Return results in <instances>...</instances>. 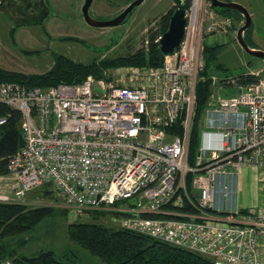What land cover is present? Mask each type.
<instances>
[{
	"label": "built area",
	"instance_id": "obj_1",
	"mask_svg": "<svg viewBox=\"0 0 264 264\" xmlns=\"http://www.w3.org/2000/svg\"><path fill=\"white\" fill-rule=\"evenodd\" d=\"M185 18L179 47L161 67L132 68L130 84L93 76L50 88L0 83V128L17 111L24 140L7 163L8 173L0 175V203H23L34 189L50 186L76 217L108 213L118 229L213 264H264V69L247 87L227 79L240 89L235 96L210 97L191 162L205 46L226 40L217 29L230 20L211 0H191ZM211 78L222 91L219 79ZM226 167L259 172L262 199L256 208L212 215L223 211L215 204L214 185ZM121 201L130 205L117 206Z\"/></svg>",
	"mask_w": 264,
	"mask_h": 264
},
{
	"label": "rangeland",
	"instance_id": "obj_2",
	"mask_svg": "<svg viewBox=\"0 0 264 264\" xmlns=\"http://www.w3.org/2000/svg\"><path fill=\"white\" fill-rule=\"evenodd\" d=\"M85 1L47 0L51 11L50 18L39 24L16 26L8 13L0 12V68L24 74H43L54 66L59 55L76 62L90 63L95 59L132 54L149 47L148 41L160 31L162 17L177 5L176 0H146L134 10L124 24L100 29L89 26L84 20L82 9ZM233 3L240 4L250 13L253 46L264 51V0H238ZM129 5L128 0H97L90 14L95 20L109 21ZM235 23V27L241 25L237 21ZM234 25L231 22L230 26L220 23L217 29L219 37L221 35L227 37L221 42L225 47L217 58V62L223 65L224 69L213 73L220 84L223 82L222 79L233 77L232 79L236 80L234 78L240 75H256L264 69V59L250 55L238 43L236 30L232 28ZM60 38H77L85 41L86 44ZM159 38L157 36V42ZM209 44L213 43L209 41ZM132 68L138 67L106 70L103 78L111 84H130L133 82ZM228 85L225 81L224 89L219 91L212 83L210 97L219 95L230 98L239 92L238 87ZM195 159L196 156L193 160ZM46 190L51 191V194H47ZM23 204L28 208H51L53 213L39 222L30 232L7 239L5 241L7 247L26 256L41 251H53L60 260H74L73 255H75L77 264H104L100 258L71 242L68 230L70 224L78 222H95L108 228L118 229L112 224L108 213L98 212V215L84 213L76 217L72 210L64 205L56 191L49 186L34 189L26 196ZM129 205V201L117 203L120 207Z\"/></svg>",
	"mask_w": 264,
	"mask_h": 264
},
{
	"label": "trees",
	"instance_id": "obj_3",
	"mask_svg": "<svg viewBox=\"0 0 264 264\" xmlns=\"http://www.w3.org/2000/svg\"><path fill=\"white\" fill-rule=\"evenodd\" d=\"M134 1L136 0H128V5ZM176 1V7L162 17L160 31L148 41V48H142L132 54L116 58L95 59L90 63L76 62L59 55L56 57L54 66L43 74H24L0 68V83H19L28 87L50 88L60 84H80L90 76L100 80L106 70L120 67H161L164 63L165 54L161 52L157 36L159 38L167 32L173 13L179 8L188 9L191 0H185L184 4L181 0ZM225 1L229 2V0ZM215 10L224 17H236V21H240L238 17H242L237 11ZM232 28L236 30L234 26ZM61 40H74L86 44L85 41L77 38H62ZM224 47L225 44L221 43L206 44L205 46V68L199 74L201 80L198 81L196 90L197 113L190 143L191 161L198 150L199 125L210 99L211 76L215 71L221 72L224 69L223 65L217 62L218 55ZM232 78L222 79V83L224 84L227 79ZM234 79L239 86L247 87L258 81L259 77L253 74H243ZM23 144L21 114L13 111L9 122L0 128V175L8 173L7 163L9 159ZM46 193L51 194V191L46 190ZM52 213L53 210L47 207L28 208L23 203H0V262L11 260L13 264H77L78 260L75 255H73L74 260L68 261L58 259L53 251H41L35 255L26 256L10 249L5 243L7 239L30 232L39 222ZM94 213L96 215L98 212ZM68 234L71 242L80 245L92 255L100 258L104 264H213L210 260L193 252L132 231L108 228L95 222L72 223L69 225Z\"/></svg>",
	"mask_w": 264,
	"mask_h": 264
},
{
	"label": "water",
	"instance_id": "obj_4",
	"mask_svg": "<svg viewBox=\"0 0 264 264\" xmlns=\"http://www.w3.org/2000/svg\"><path fill=\"white\" fill-rule=\"evenodd\" d=\"M146 0H136L132 2L129 6L124 9L118 16L114 19L109 21H98L93 19L90 14L91 6L94 0H86L85 4L82 9V15L86 23L94 28H114L124 24L134 12V10L142 5ZM184 4L185 0H181ZM212 6L214 9H228L233 10L241 13L245 19L246 24L243 26L237 34L238 43L242 46V48L249 53L250 55L264 59V51L259 49L251 48L244 38V32L251 26L252 19L250 13L246 8L241 6L240 4L233 3V2H224L221 0H211ZM186 10L184 8L177 9L170 18L169 27L167 32L161 36L160 42V49L161 52L165 55L172 54L179 47L181 41L183 40L185 34V27H186Z\"/></svg>",
	"mask_w": 264,
	"mask_h": 264
},
{
	"label": "crops",
	"instance_id": "obj_5",
	"mask_svg": "<svg viewBox=\"0 0 264 264\" xmlns=\"http://www.w3.org/2000/svg\"><path fill=\"white\" fill-rule=\"evenodd\" d=\"M96 1L94 0L91 8ZM231 1L237 2L238 0ZM203 120L205 119L203 118ZM203 129L207 130L206 121H204L202 126ZM191 181V177H188L187 183L189 186L192 184ZM214 199L215 204L222 208L223 211L221 213L212 212V215L219 217H224L228 211L235 208L240 210L256 208L262 199V180L259 172L250 167H243L239 171H235L230 167L224 168L214 185Z\"/></svg>",
	"mask_w": 264,
	"mask_h": 264
},
{
	"label": "flooded vegetation",
	"instance_id": "obj_6",
	"mask_svg": "<svg viewBox=\"0 0 264 264\" xmlns=\"http://www.w3.org/2000/svg\"><path fill=\"white\" fill-rule=\"evenodd\" d=\"M46 1L47 0H0V12L8 13L12 19V22L16 26L39 24L45 22L48 18H50V6ZM221 1L227 2L225 0ZM229 2L232 1L229 0ZM238 18L240 19V21L237 22L241 24L239 27H235L234 25L236 24L235 22L237 20L236 17L229 18L231 24L236 28V36L238 34V31L246 24V19L243 15L241 18ZM252 32L253 25L251 24V26L244 32V38L251 48H255L253 46L254 43L251 35Z\"/></svg>",
	"mask_w": 264,
	"mask_h": 264
}]
</instances>
